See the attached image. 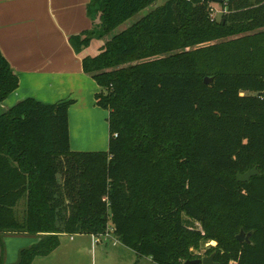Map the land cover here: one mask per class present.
<instances>
[{"label": "trees", "instance_id": "trees-1", "mask_svg": "<svg viewBox=\"0 0 264 264\" xmlns=\"http://www.w3.org/2000/svg\"><path fill=\"white\" fill-rule=\"evenodd\" d=\"M157 1L89 0L91 29L68 39L76 54L101 42L82 68L109 113L107 151H71L72 100L0 113V235L41 238L16 264L61 234L112 235L136 264L201 259L208 241L215 264H264V0L218 4L217 19L203 0ZM17 87L0 52V107Z\"/></svg>", "mask_w": 264, "mask_h": 264}, {"label": "crops", "instance_id": "crops-1", "mask_svg": "<svg viewBox=\"0 0 264 264\" xmlns=\"http://www.w3.org/2000/svg\"><path fill=\"white\" fill-rule=\"evenodd\" d=\"M88 3L89 0H0V52L18 79L17 89L3 101L0 113L25 99L45 105L72 100L68 109L71 151L105 152L109 113L96 105L95 95L100 88L82 68V59L91 55L86 51L76 54L68 41L71 35L91 29ZM98 53L99 50L95 55ZM40 240L27 234L0 235L4 264H16L20 251ZM136 261L135 252L112 235L96 238L61 234L57 248L35 257L30 264Z\"/></svg>", "mask_w": 264, "mask_h": 264}, {"label": "rangeland", "instance_id": "rangeland-1", "mask_svg": "<svg viewBox=\"0 0 264 264\" xmlns=\"http://www.w3.org/2000/svg\"><path fill=\"white\" fill-rule=\"evenodd\" d=\"M167 0H158L154 5H153V7H157V6H161V5H163L165 2H166ZM211 7H212V10H211V15H212V17L213 18H219V15H220V13H221V8H220V6L219 5H217V4H212L211 5ZM149 11V9L147 8L146 10H144V11H142V12H140L137 16H135L134 18H132V19H130V20H128L127 22H125V23H123L121 26H119L113 33H119V32H121L122 30H124V29H126V28H128L130 25H132L134 22H135V20H136V18H139V17H141V16H143V15H145L147 12ZM101 45V42L100 41H98V40H96V39H93V40H91V42H90V44H89V46L87 47V48H85L83 51H86L87 52V54H90L91 56L93 55H95L97 52H98V50H99V46ZM105 237L107 236V235H104ZM103 236V237H104ZM216 246V243L214 242V241H208V242H206V243H203L201 246H200V248L198 249V250H195V253L197 254V255H200L201 256V259L202 258H205V257H208V256H210V255H207V256H203V254H204V252L206 251V250H208L209 248H214ZM213 260H214V258H213ZM139 264H154V263H152V262H150V259H141L140 260V262H139Z\"/></svg>", "mask_w": 264, "mask_h": 264}, {"label": "water", "instance_id": "water-1", "mask_svg": "<svg viewBox=\"0 0 264 264\" xmlns=\"http://www.w3.org/2000/svg\"><path fill=\"white\" fill-rule=\"evenodd\" d=\"M204 2H208V3H212V4H222L225 3L227 1L230 0H203ZM212 78L211 77H207L204 79V83L207 85H210L212 83ZM257 171L255 168L247 171L244 174H238L237 177V181L238 182H243L246 183L249 181V179L254 176L257 175ZM250 237H251V233H245L242 229L239 231V233L236 235V239L239 243L245 242V243H249L250 242ZM215 253H212L210 256L202 258V259H196V260H187L184 262V264H215L213 262V258H214Z\"/></svg>", "mask_w": 264, "mask_h": 264}, {"label": "flooded vegetation", "instance_id": "flooded-vegetation-1", "mask_svg": "<svg viewBox=\"0 0 264 264\" xmlns=\"http://www.w3.org/2000/svg\"><path fill=\"white\" fill-rule=\"evenodd\" d=\"M205 257V256H204Z\"/></svg>", "mask_w": 264, "mask_h": 264}]
</instances>
